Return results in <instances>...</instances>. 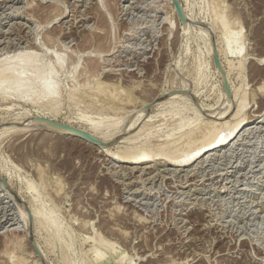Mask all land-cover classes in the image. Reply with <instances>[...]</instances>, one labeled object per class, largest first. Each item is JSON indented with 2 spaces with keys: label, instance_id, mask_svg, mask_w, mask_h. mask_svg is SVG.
Segmentation results:
<instances>
[{
  "label": "rangeland",
  "instance_id": "374dc122",
  "mask_svg": "<svg viewBox=\"0 0 264 264\" xmlns=\"http://www.w3.org/2000/svg\"><path fill=\"white\" fill-rule=\"evenodd\" d=\"M169 1L0 0V56L32 49L61 88L45 107L0 83V264H34L28 243L43 258L35 211L41 264H264V0H178L184 22ZM215 21L240 33V65L222 64ZM237 117L256 122L205 157L156 155ZM141 147L155 155L133 169L105 154Z\"/></svg>",
  "mask_w": 264,
  "mask_h": 264
},
{
  "label": "bare ground",
  "instance_id": "6f19581e",
  "mask_svg": "<svg viewBox=\"0 0 264 264\" xmlns=\"http://www.w3.org/2000/svg\"><path fill=\"white\" fill-rule=\"evenodd\" d=\"M173 5L174 4H172V8L171 9H173ZM175 13L176 12L174 10V14ZM219 19L220 18L218 16V20ZM217 22H219V21H215V24ZM219 23H221L219 25L222 28L221 30L225 33V41H224L221 49H219V54L221 55L220 60H221L222 64H224V63L226 64L227 63V65H231L232 56L235 55V56H237L238 64L240 65L242 63L243 58L246 55L244 53V47H243V44H242V41H241L242 37H241V35H239L240 33H238V32H230L229 31V27H228L229 23H228V25H226L227 23H224L223 21H221ZM219 23H217V24H219ZM224 33H223V35H224ZM17 51H18V49L16 50V52ZM29 51L32 52L33 50L29 49ZM29 51L28 50L27 51L24 50L23 52L19 51V53H16L14 51L15 53L13 52V54H6V56H4V57L2 56L3 57L2 60L0 59V62L4 61V63H5L7 61V63H8V66L5 68L7 70L6 71L7 73L6 74L4 73V69H2V71H0V83H1V81L3 79L4 80L7 79V81H9V82L11 81L10 85H9V82H7L8 86H9L7 88L5 86L6 84L5 85L3 84L6 81L3 80L4 82L2 84L4 85L5 89L1 88L2 84L0 85V88L2 89V91L5 90V92H3L2 96L3 97H6V96H9V97L11 96L12 97L13 96V98H16L19 101L20 100H25L24 101L25 103L28 100V104L30 103L29 101L31 99H34V100L37 99V101L41 99L42 102H41L40 105L47 107V106H49V104L51 102H54V101L58 100L57 98H59L58 96H59V93L61 92V88H60L59 83H58L57 80H51L50 79L54 75L53 74V69L54 68H52V69L51 68H43L42 65H40V67H39L38 64H32V62H31L32 60L30 58L31 56H29V53H30ZM55 63H57L56 66L58 65V67L62 66V60L61 59L57 60ZM5 65H7V64H3L2 66H5ZM2 66L0 65V67H2ZM13 67H15V68H13ZM92 67H96V66L93 65ZM57 70H58V68H57ZM92 70H94V69H92ZM3 85H2V87H3ZM99 91H101V89H99ZM176 95H178V94H176ZM69 96H71V95H69ZM6 98H8V97H6ZM243 104H244V99L241 98V103L239 104L240 106L238 105L239 107H237V110L235 111L233 116H237L239 114ZM143 110H144V108L142 109V111ZM138 113H139V111H138ZM217 115H222V114L219 113ZM262 115L256 116V118H257L256 120H258L260 118H264V117H262ZM137 118H139V117H137ZM218 118H219V116H218ZM238 118L239 117H237V119ZM38 120H41V118L38 119ZM41 121L40 122L38 121L36 123L41 124V125L45 126L46 128H50V130H52L53 132L60 133V134L66 133L62 128L58 127V124H56V121H54V123L45 121L44 119H43L42 123H41ZM254 122H256L254 119L252 120V119L242 118V117H240L233 124L230 123L229 121H225V122L223 121V123H220V129L221 130L218 131V127L216 126L217 122L216 121H210L211 131L209 132V134H207V135L205 134V136H203L202 139L197 144H193L192 143V138L189 137L187 139L186 151L184 153H182L181 155L175 156V154H176L175 152L177 150L176 148L174 150H169V151L160 150V148H159L160 151L158 150L156 155H157V157L159 155L161 157V159H165V160H167V161H169V162H171L173 164H176L177 166H185L187 164H190V162H194V161H196L199 158L205 157V155L209 151L215 152L214 150H216L217 147H223L225 145L226 146L229 145V143L236 136H239V132L242 129H244L247 125H250V124H251L250 126H252V123H254ZM257 123H258V121H257ZM257 123H256V125H257ZM256 129H257V126H256ZM242 132H243V130H242ZM242 132H240V133H242ZM234 141H232V142H234ZM211 146H212V148H210ZM162 147H164V146H162ZM100 152H102V151H100ZM150 152H151V150L149 151V148L141 147L140 149H134V150H132V149H124V150H121L120 152L118 151L117 154H115L114 152H111V151H109V149H107L105 154L109 155L110 157H115L117 159V162H119V163H121L123 165L124 164H130L133 167H130V166L129 167L131 169H133V168H137V165L145 162L147 160V157L155 155V154L151 155ZM164 170H165V168H164ZM167 173H168V171H167ZM151 174H153V173H151ZM10 188H6V190H8V194L14 198V201L17 202V199H16L15 195L13 193H11L12 191L9 190ZM5 197H7V196H5ZM21 216H23V219H24V215H21ZM30 218H31V220H28V221L32 222V231H33V234H34V238H35L36 243L38 244V247H40L42 252H43V255H44L43 258L41 260H40V258H36L37 254L34 253L32 247L30 246L31 243H28V245H29V248H30V253L33 254L32 256L35 258V260L33 259L34 260L33 261L34 264H41V263L45 262V258L44 257H46V252L43 249V247H42V245L40 243V240H39V238H41L42 235L40 236L39 233H38V228L37 227L39 225L38 224L39 217L37 215V212L36 211L33 212L31 214ZM23 219H22V221H23ZM25 220H26V218L24 219V221ZM18 221L20 222V220H18ZM23 235H25V234L23 233ZM66 239H68L67 236H66ZM26 240H27V238H26ZM104 241L103 240L100 241L99 242L100 244H98L97 247L92 248V246H91V248L94 250L93 254H94V261L95 262H100L101 263V262L105 261V257H103L100 254V249H99L102 246ZM104 243L106 244V241ZM4 245H6V244H4ZM48 246H49V244H47L46 249L49 248ZM68 246H69V243H68ZM0 263H1V261H0Z\"/></svg>",
  "mask_w": 264,
  "mask_h": 264
},
{
  "label": "water",
  "instance_id": "95a60500",
  "mask_svg": "<svg viewBox=\"0 0 264 264\" xmlns=\"http://www.w3.org/2000/svg\"><path fill=\"white\" fill-rule=\"evenodd\" d=\"M172 1H173V3H174V6H175V9H176V12H177L179 18L184 22V21H185V17H184V15H183V11H182V8H181V6H180V3L178 2V0H172ZM214 60H215V63H216L217 68L219 69V71H220L221 74H222V81H223L224 88H225V90L228 92V87H227V84H226V80H225V77H224V73L222 72V68H221L220 62H219L218 57L216 56V54L214 55ZM58 125H59V127H61V128H67V129H69V128H68L65 124H63V123H58ZM68 133H69V134H72V135H74V136H76V137H78V138H82V139H85V140L91 141V142H93V143H98V141H97L95 138H93V137H89L88 135H86V134H84V133H82V132H79V131H76V130H75V131H72V133H71V132H68ZM31 242H32V241H31ZM32 244H33V246H34L36 252L39 254V252H38L37 249H36L35 244H34L33 242H32Z\"/></svg>",
  "mask_w": 264,
  "mask_h": 264
}]
</instances>
